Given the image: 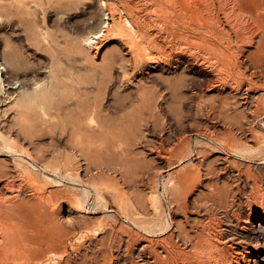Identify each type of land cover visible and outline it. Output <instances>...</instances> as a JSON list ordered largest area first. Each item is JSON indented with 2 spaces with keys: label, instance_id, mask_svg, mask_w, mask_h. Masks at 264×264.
<instances>
[{
  "label": "rangeland",
  "instance_id": "1",
  "mask_svg": "<svg viewBox=\"0 0 264 264\" xmlns=\"http://www.w3.org/2000/svg\"><path fill=\"white\" fill-rule=\"evenodd\" d=\"M108 1L0 0V171L3 173L0 174L2 176L0 188L6 178L18 175L16 181L24 185L22 192L24 191L25 197L30 198L32 189L38 187L46 191L55 189L56 196L58 195L60 200L69 197L75 201L74 208L83 215V221L86 222V224L83 223L84 228L89 225L86 229H93L94 223L102 222V228L106 229V225L112 220L122 222V219L114 216L104 204H101L104 203L105 198H109L110 187L113 186L111 183H114L116 178L128 192L140 190V193H144L150 199L160 198L158 208L162 212L161 217H164L162 221H166L168 206L162 201L161 188L167 184L169 173L174 176L181 175L183 171L191 170L195 162H200L201 158L198 159L195 155L185 156L194 146L204 149L208 154L203 165L212 158L215 159L218 157L216 156L219 152L218 147H221V138L222 140L225 136L231 138L229 135L231 133L240 145L228 147L225 153L231 158L230 160L238 164V169L242 172L241 180H237L235 172L223 173L219 170L220 161H216L215 173L208 174L207 171H203L199 185L191 189L188 200L191 203L200 194L207 192V186L212 182H217L212 183L217 185L220 183L218 186L227 188L228 191L225 192H228V199L230 202L233 201V204L228 213L218 211L220 226L224 228L225 234L232 232L229 235L240 238L242 244L250 247V254H246L244 259L241 258L240 264H264V237L260 238L259 233L253 231L250 223L241 229L236 222L245 218L250 210H247L250 204L248 198L253 191V180L264 182V111L262 116L257 118L246 107L249 101H252V105L257 104L256 99L260 97V89L256 94L251 93L248 100L244 101L243 92L234 94L220 87H207L208 74L188 60L186 56L188 42L176 35L179 26L160 21L158 18L161 13L153 0L140 1L137 11H140V15L143 16L142 20L138 16L136 18L135 13L132 14L135 18L129 15L128 2L131 0ZM110 6L114 9L119 7L115 10L122 16V20L121 24L115 26L110 32H104L107 29L104 27L108 18L107 8L109 9ZM150 23L153 24L150 25ZM96 33L102 34L103 41L98 48L96 47L99 43L90 45L87 41L89 38L93 42L94 39L91 37L96 36ZM229 33L231 37L234 36L233 30ZM255 38L252 43L244 45L246 47L242 46L239 51L241 52L239 59L248 66L252 58L251 51L260 44V42L256 44L259 37ZM145 49L150 54L144 52ZM154 56L155 59H153ZM254 80L257 84H263L264 74L257 76ZM201 93L205 103L202 102ZM225 96V100L228 98L227 103L221 101ZM148 97L151 98L147 99ZM145 101L152 108H146L148 105L145 106ZM150 101L155 103L151 104ZM223 104L226 106L224 110L229 108L227 110L230 115L227 119H224L216 110ZM197 105L203 107L199 108ZM261 105L264 106V102ZM134 108L135 113H138L137 110L140 108H146L147 111L153 110L149 112L151 116L147 114V111L139 110L140 118L143 117L142 115L144 117L147 115L149 119L146 120L143 117L144 119L142 118L138 124L140 128H136L138 130L134 127L131 134L126 133L127 135H121L120 138L119 133L124 126L122 124L128 123L131 118L137 119L135 116L138 114L134 113ZM83 117L89 129L94 134L98 133L97 136L90 138L87 144L76 143L70 133L71 123L76 118ZM145 120L148 123H145ZM233 120L237 123L234 121V124ZM120 122H122L121 125H119ZM242 123L245 128H240ZM101 127H104L102 135L99 129ZM205 129L214 131L219 145L218 140L210 143L205 137L197 138L195 134ZM184 132L188 134L187 139L182 141L185 145L184 158L182 155L180 158L174 157L169 161L172 164L159 159L157 155L162 148L175 146L177 142H180V138L184 137ZM100 136L109 138L113 144L106 145L108 143L103 142ZM118 139L123 145L117 144ZM115 144L119 148L124 146L128 149L129 147L130 152L136 153L135 156L139 155L135 158V160H141L136 161L138 164L144 168L145 166L152 168L147 169V174L152 175L154 191L141 186L140 178L136 173L133 175L136 178L130 179H134L133 181L124 182L120 174L114 176L112 171L109 172L104 167L95 169V164H105L106 154L110 148L106 146L112 145L113 149ZM212 144L216 145H213L216 149H212ZM208 148H211V151ZM55 161L66 165L65 171L58 173L56 169L60 166H56ZM142 161L145 165L141 164ZM49 163L52 165L46 170V165ZM167 164H170L169 169ZM184 166H190V169ZM180 167L185 170H180ZM173 169L178 174H175ZM94 171H98V175ZM15 173L18 174L15 176ZM93 175L97 178H93ZM26 177L33 182H29ZM97 182L101 189H105L100 190ZM109 185H111L110 189ZM100 194L103 196L101 197ZM96 202L100 203L99 206ZM56 212L59 211L56 210ZM59 214L64 215L66 212L61 211ZM173 219H182V216H176ZM104 229L96 235L91 232L86 239L75 241L74 249L76 250L70 249V256L67 255L70 264H90L97 259L102 260L101 239L104 236ZM257 238L258 241H256ZM257 257L260 260L253 263L252 259Z\"/></svg>",
  "mask_w": 264,
  "mask_h": 264
},
{
  "label": "bare ground",
  "instance_id": "2",
  "mask_svg": "<svg viewBox=\"0 0 264 264\" xmlns=\"http://www.w3.org/2000/svg\"><path fill=\"white\" fill-rule=\"evenodd\" d=\"M140 1L141 0L129 1L128 8L130 9L129 15L135 13L134 16L136 18L138 16V18L142 20L143 16L140 15V11H137ZM107 2L109 1L107 0ZM143 3H145V1ZM153 3L161 13L160 18H158L160 21L179 26L176 35L180 39L188 42L186 43L188 49L186 50V56L188 60L200 68V70H203L208 74L207 87H220V89H226L228 93L234 94H240L243 92L244 101L248 100L251 93L256 94L258 89H260V97L256 99L257 104L252 105V101H249L248 105H246L252 115L259 118L264 111V106L261 105V103L264 102V83L257 84L254 78L264 74V0H153ZM105 5L107 6V3ZM145 7L147 8V6ZM115 9L111 6L109 9L107 8V10H109L107 13L108 18L107 20L105 19L106 25H104V27H107V29H105L104 32H110V30L115 26L117 27L121 24L122 16L118 14V11H116L119 9V7L116 10ZM152 9L154 10V8ZM134 16L133 18H135ZM124 19L125 17L123 20ZM151 24L153 23H150V25ZM230 30H233L234 32L233 37L230 36ZM168 32H170V30H168ZM140 33L142 34V30ZM96 34V36L94 35L91 37L94 39L93 42H91V39L89 38L87 41L90 43V45L99 43V46L96 47L98 48L101 46L102 34ZM256 36L259 37L257 38L256 44H259V42L260 44L254 51H251V55L248 52V54L252 56L251 59L247 56V58L250 59V68V66L239 59V55L241 54L239 51L241 50L242 46L252 43L256 39ZM142 48H144V46ZM145 48L147 49V47ZM149 56L151 57V55ZM155 58L156 57L154 56L153 59ZM243 81H246V83H243ZM180 84H182V82H180ZM176 85H178V83ZM176 85L174 86L177 89ZM153 92L155 93V91ZM149 98L151 97H148L147 99ZM202 98L203 94L201 99ZM223 98L224 99L221 100L223 103L224 101L228 100V98L225 100L226 96ZM201 99L199 100L201 101ZM204 100L202 99V102ZM211 101L213 100L211 99ZM153 102L154 101H150L151 104ZM208 103L210 104V102ZM225 103H227V101ZM198 105L197 107L199 108L203 107ZM145 106H147L146 108H152L147 103ZM224 107L226 106L223 104L222 106H218V109L216 110H218L217 112H219V114L224 119H227L230 115H228L229 111L227 110L229 108L227 107V112L224 110ZM141 109L143 108H140L139 110ZM139 110H137L138 113H135L136 109L134 110V113L136 115L138 114L135 116L137 119L131 118L128 123L126 122V124H122L124 126L120 130L119 137L126 133L131 134V132L134 131V127L135 129L140 128L138 127V124L141 122L144 115H142L143 117L140 118L141 115L139 116ZM152 110L153 109H148V111H145H147V114L149 115V112ZM199 110V112H201V109ZM213 113L212 115H214ZM145 116L146 117L144 118H146V120L149 119L147 118V115ZM127 118L129 119V117ZM85 120L86 119L84 117L81 119L76 118L75 121L70 125V133L75 138V142L79 144H87L90 138L97 136L98 134H94L91 129H89ZM146 120L144 122L148 123ZM234 121L235 120H233V123ZM121 123L122 122H120L119 125H121ZM235 123L237 122L235 121ZM103 128L104 127L99 128L100 135H102L101 132ZM240 128H245V125L240 124ZM184 134V137L182 136V138H180L179 143L176 140L177 144H175V146L170 148H162L159 153L157 152L158 155H156L159 157V159L172 164L169 161H171L174 157L180 158L181 155L183 157L185 145H183L182 141L186 140L188 137L187 133L184 132ZM195 135H197V138L205 137V139H207V141L210 143L218 140L214 131L207 129L199 133L197 132ZM229 135L231 138H226V136H223L225 138H223V140L221 138V147L217 146L219 148V152L218 155H216L218 157L215 159L212 158L203 165V162L206 161L208 154L204 149L194 146V148L189 150V153L185 154V156H188L189 154L190 156L195 155L196 158H201L200 162H195V166H193L191 170H187L185 172L183 171L185 169L180 167V170L182 169L183 171V173L181 172V175L174 176L173 174L169 173V179L168 181L166 180L167 184H164L161 188L162 201L168 206L167 217H165L166 221H162V218L164 217H161L162 212L158 208L160 198L157 200H154V198L150 199L149 197H146L147 195H144V193H140V190L128 192L123 189L115 177L114 183H111L113 186H108V188L111 186V189L109 188V198L104 197L106 200H104V203L101 204H104L106 209L113 213L114 216L122 219V222H118L116 219L112 220L111 223L106 225V229H104L105 227L102 228V222H97L98 224L94 223L95 226L93 229H86V227L89 225L84 228L85 225H83V223L86 224V222L83 221V215L74 208L75 201L69 197L60 200L58 195L56 196L57 190L53 189L46 191L38 187L37 189H32L33 193L31 194V197L28 198L23 195L24 191L22 192V186L24 185L20 181H16L18 173H15V176L17 175L16 177L10 176V178H6V180L1 184L2 186L0 188V264H70L68 256H70L71 250L74 249L75 241L86 239L91 232L96 235L103 229L104 236H102L101 239L103 242V249L101 252L102 260L97 259L90 264H240L241 258H243L246 254H250V247H248L246 244H242L239 240L240 238H235L234 235L233 238L231 235H229L232 232H230L228 235L225 234L224 228L220 226V220L218 218V211L226 213L230 208H232L233 201H229V196L227 194L228 192H225L227 188L225 187L226 189H224V186L222 188V185L218 186L220 183L217 185L212 184L217 182H209L210 184L208 186L206 185L208 187V191L206 190L207 192L202 193V191V194H200V196L198 195L199 197L195 198L193 201H191V203L188 200V195L191 189L199 185L200 177L203 171H207L208 174L215 173L217 169L215 167L216 161H220L221 167L220 169L218 168L219 170H221L223 173L231 172L233 174L235 172L234 175L237 177V180H241L240 176L242 172L240 169H238V164L234 160H230L231 158H229V156H227L225 153V150H227L228 147H238L240 145L237 142V139L232 136L233 134L231 135L230 133ZM100 138L103 142L108 143L106 145L113 144L109 138L106 139L103 136H100ZM218 142L219 140L217 141V144ZM119 143L120 140L117 144ZM185 143L186 142H184V144ZM120 145H123V143H120L119 146ZM213 145L214 144H212V146ZM111 146L112 145L106 146L107 148L110 147L111 149H108L105 164H95V169L98 170L104 167L106 170H109V172L112 171L114 176L120 174V177L123 178L124 182L133 181L134 179H130L136 178L133 176L136 173V175L140 178V185L144 188L153 190L152 187L154 180L151 177L152 175L148 176L147 174V169H149L150 166H148L149 168H146L147 166H145V169L143 166L138 164L136 162L138 159L135 160V158L139 157V155L135 156L136 153L133 154V152H130L129 147L128 149L124 146H122L123 148H119V146H116L115 144V148L112 149ZM214 146L212 149L215 148ZM208 149L211 151V148ZM178 160L177 162H180ZM139 161L141 160L139 159L138 162ZM141 164L145 165V162L142 161ZM170 164H167V168L170 167ZM51 165V163L46 165V170ZM146 165H148V163H146ZM56 166H60L56 169L58 173L63 172L66 169V165L60 162L56 163ZM189 167L190 166L187 168L190 169ZM174 169L172 171H174V173L177 172ZM94 172L98 175V171ZM0 174L3 173L0 171ZM246 174H248V172ZM0 177L2 176L0 175ZM20 178L22 179V177ZM93 178H95V176ZM26 179L29 181L28 177H26ZM30 184L32 185L33 183ZM263 184L264 182H261L260 180H253V191L248 198V203L250 204H248L249 208L247 210H250L245 218L241 219V221H236L238 222L237 225L241 229H244L246 225L250 223L253 231L257 234L259 233L260 238L264 237ZM97 185L100 186L98 182ZM108 188L106 187V192ZM96 189L97 188L95 187L94 190L96 191ZM99 189L102 190L105 188L101 189L100 186ZM98 192L100 193V191ZM100 196L102 197L103 195L100 194ZM151 196L153 195L151 194ZM98 199L99 196L97 200ZM165 208L166 207H164V209ZM56 210L59 212H56ZM61 211L66 212V214L60 215L59 213ZM176 216H182V219L174 220L173 217ZM229 225L230 224H228V226ZM227 230L229 229L227 228ZM256 241H258V238ZM75 250L76 248L74 251ZM252 260L254 263L260 259L257 257L256 259Z\"/></svg>",
  "mask_w": 264,
  "mask_h": 264
}]
</instances>
